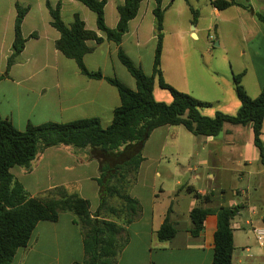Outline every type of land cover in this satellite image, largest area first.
I'll use <instances>...</instances> for the list:
<instances>
[{
	"label": "crops",
	"instance_id": "1",
	"mask_svg": "<svg viewBox=\"0 0 264 264\" xmlns=\"http://www.w3.org/2000/svg\"><path fill=\"white\" fill-rule=\"evenodd\" d=\"M105 1V22L109 29H115L119 23L118 8L125 0ZM213 0H163L165 11L162 71L165 81L181 92L203 102L222 103L225 112L235 115L239 106L233 101L232 109H227V91L233 84L225 87L215 78L204 74L212 61L191 59L185 56L189 38L199 39L200 35L210 36L214 30L220 36L218 21L223 16L235 14L239 21L252 18L248 27L240 21L241 29L251 44L250 59L247 67L235 71L231 68V78L244 74L242 85L247 94L255 99L264 88V23L257 20L255 13L264 16V0H235L239 5L225 11H219L211 5ZM48 4L55 8L61 4V17L70 26L74 16L79 15L86 28L94 31L104 42L98 44L90 40L87 45L94 48L85 56V64L90 71H101L105 77L115 78L132 90L137 89L135 79L118 59L121 49L145 74L152 75L157 36L155 33L156 0H144L138 15L129 23L120 46L106 40L105 33L97 27L96 14L78 0H0V116L12 123L19 131L29 124L40 126L46 123H69L80 119L97 118L104 128L111 125L116 108L121 105L117 88L106 80H92L81 74L75 61L66 58L56 49L60 33L51 25ZM177 6L173 16L171 10ZM243 6H251L249 11ZM27 8L28 13L22 24L23 36L27 39L25 48L16 63L7 72L8 59L12 55L15 40L17 8ZM194 10L197 21L194 23ZM231 11V12H229ZM250 14V15H249ZM230 24L232 21L223 20ZM192 27V28H191ZM36 35V37H32ZM222 45V42H219ZM173 46L179 55L164 64L165 49ZM187 53V52H186ZM246 56L247 52L242 53ZM190 61L195 62L194 73L201 84L208 86L220 97L205 99L195 93L196 88L189 82ZM205 66V67H204ZM180 76L185 87H181ZM248 78V80H246ZM253 95L249 93L248 81ZM190 88L191 91H185ZM156 85L154 98L158 102L171 103L170 94L161 92ZM194 90V91H193ZM225 96V97H224ZM203 115H207L206 113ZM209 116V115H207ZM224 127V133L231 134L234 128ZM246 128L249 140L244 164L250 167L260 160L259 149L254 144V134L250 125ZM175 127H162L153 131L143 148L144 161L141 163L137 180L130 188V195L141 205V213L126 229L129 243L120 254L117 264H213L214 235L217 230V216L211 213L205 221V230L195 237L190 233V212L199 206L216 210L222 206L239 208L232 220L234 246L232 264H264V248H251L244 239L255 237L254 229L264 228V199L260 206L253 203V197L259 196L264 185L258 181L254 187H238V181L244 180L245 172L249 176H262L264 169L241 171L227 168L213 158L214 150L221 143L218 137L202 138L204 147L209 148L206 158L200 159L197 152L194 157L178 155L179 141L171 139ZM223 133V132H222ZM177 140V141H176ZM262 142H264V124ZM174 142H176L174 144ZM169 143L175 150L166 154ZM239 141L227 143L237 146ZM261 162V161H260ZM17 169V170H15ZM12 174L22 183L31 197H47L55 188H64L69 194H78L88 200L94 214L100 206V188L97 179L100 176V163L92 159L90 150H80L71 146L49 148L38 155L29 170L14 168ZM245 175V176H244ZM194 190L201 196H212L208 204H202L188 191ZM232 192V197L230 196ZM235 197H241L238 202ZM91 200L94 201L92 205ZM172 209L171 219L175 223L177 234L174 239L161 242L158 231ZM248 212V217L246 215ZM241 233V234H240ZM255 239V238H254ZM241 250V251H240ZM84 239L77 219L72 213L61 214L59 221L41 222L37 225L29 245L20 249L13 264H74L85 260Z\"/></svg>",
	"mask_w": 264,
	"mask_h": 264
},
{
	"label": "trees",
	"instance_id": "2",
	"mask_svg": "<svg viewBox=\"0 0 264 264\" xmlns=\"http://www.w3.org/2000/svg\"><path fill=\"white\" fill-rule=\"evenodd\" d=\"M96 14L97 27L105 33L106 40L117 46L129 30V23L138 15L144 0H125L118 8L119 23L109 29L105 22V1L78 0ZM155 33L157 48L152 75H147L121 50L118 59L135 79L137 89L132 90L115 78L105 77L101 71H90L85 56L94 48L87 45L90 40L104 42L94 31L86 28L79 15L74 16L68 26L61 17V4L53 8L48 4L51 25L60 33L56 49L66 58L75 61L80 72L92 80H106L117 88L121 105L115 109L111 125L104 128L97 118L80 119L69 123H46L40 126L29 124L24 131L17 130L11 122L0 116V264H13L20 249L26 248L37 225L41 222H58L61 214L72 213L80 226L84 239L85 260L74 264H117L118 258L129 243L127 227L141 213L140 203L131 197L129 190L137 180L138 171L144 161L143 148L151 133L162 127L182 126L196 137H218L225 125L248 126L254 134V144L259 149L264 167V88L259 97L251 98L242 85L244 74L234 76L236 95L240 108L235 115L217 113L213 118L203 115L210 103L178 91L168 84L162 71L165 9L163 0H156ZM211 5L225 11L239 4L235 0H213ZM252 11L251 6H243ZM15 23V40L12 55L8 59L7 72L16 63L25 48L27 39L22 33V24L27 8L18 7ZM194 23L197 21V12ZM257 20L264 23V16L255 13ZM33 38L36 35L32 36ZM158 85L168 91L171 103L158 102L154 89ZM60 146L90 150L92 159L100 163V176L96 180L100 188V206L94 214L90 202L78 194H69L64 188H55L47 197H31L25 187L12 174V169L21 167L29 170L33 161L43 151ZM126 156V160L121 158ZM194 197L208 204L212 196ZM121 201L119 207L108 206L112 199ZM239 208L222 206L211 210L199 206L190 212V233L198 237L205 230L208 215L214 213L218 224L214 235L213 264H232L234 234L232 220ZM112 217L104 218L102 212ZM172 209L167 212L158 231L161 242L175 238L177 229L171 219Z\"/></svg>",
	"mask_w": 264,
	"mask_h": 264
},
{
	"label": "rangeland",
	"instance_id": "3",
	"mask_svg": "<svg viewBox=\"0 0 264 264\" xmlns=\"http://www.w3.org/2000/svg\"><path fill=\"white\" fill-rule=\"evenodd\" d=\"M177 10H178V7L175 6L171 10L170 14L174 16ZM224 19L231 20L232 22L230 24H226L223 22ZM223 20L222 21L214 20V21H218V25L220 26V31H221L220 36L216 34V32H214L213 30L210 36L200 35L199 39H195L193 37L189 38L188 39L189 45H188V48L185 49V56H188L191 59H198L200 61L201 60L202 61L206 60L209 62L212 61L209 68L207 67L204 70V74L207 77V79L215 78L213 74L218 73L219 78H215V79L221 82L225 87H228V85L231 83L233 84L232 89L230 91L228 90L226 94L227 102H229L227 109H232L233 101L236 102V104L239 107H240V101L236 95L234 79L233 80L230 79L231 78V68H233L235 71H238L241 68L247 67L248 60L250 59L249 51L251 48V44L249 45V43L247 42L248 35L244 31H242L240 27L241 25L240 21L243 22V20L240 19L239 21L238 17L232 13L229 14L228 16H223ZM244 21L245 23L244 22L243 23L248 27L253 25L251 15L250 16L247 15ZM220 41L222 42V45H220L219 43ZM244 52H247L246 56H243L242 53ZM177 55H179V51L174 49L172 45L171 46L167 45L165 49V55H164L165 66L166 64L170 66L169 65L170 60L174 59V57ZM194 67H195V62L190 61L188 65L189 82H190V87L193 86L196 88L195 93H197V95H199L200 97H203L209 100H214L218 96L220 97V94L218 93V91L214 92L208 86L201 84V81H200L201 79L199 78V76H197L196 73L193 74ZM172 76L173 78H177L179 85H181V87H185L182 85H184V82H187L186 80H182L181 82L180 76L176 77L173 74ZM246 80H248V78ZM248 83L249 85H247V88L249 89V93L253 95V92L250 88L253 82L250 80L248 81ZM171 86L174 87L173 85ZM175 89L177 88L175 87ZM160 90L161 92L165 94H170L168 91L164 89H160ZM185 91H191V90L189 88L188 90H185ZM183 93H186V92H183ZM186 94H189V93H186ZM220 102L219 103L207 102V103H210L211 106L203 109L202 113L204 114L206 113L207 115H209V116L207 115L206 116L210 118H213L219 112L229 114L228 112H225L227 111L226 106L222 107L221 106L222 103ZM225 126H227L226 128H230V127L234 128L233 129L234 132L231 134H227V133H224L223 131V133H221V138H222L220 141L221 144L215 148L214 150L215 155L213 156V158L217 161H220L227 168H231V169L238 168L241 171H249V170L253 171L254 170V172H256L257 170L261 168L264 169L260 160L256 161L250 167L246 166V164L243 163L244 162L243 156H245V154L247 153L246 143L249 140V136L247 135L246 128L243 126H233L230 124H227ZM174 127L175 128L173 129L174 131H172L171 133L170 140L177 139L179 141V146H178V149H176L174 147V144L176 142H174V144L169 143L167 146L166 154H170L176 149L178 151V155L181 157H185L190 154L192 155V157H194L197 152L200 154V157H199L200 159L207 157V155L209 154V148L202 150L204 145L202 144L201 139H199L198 137L188 132L182 126H174ZM236 140L239 141L237 146L235 147L228 146L227 143L235 142ZM121 160H126V156L121 158ZM15 168H18V167H15ZM245 175H244L245 176L244 180L238 181V184H237L238 187H242L244 189H247L250 187L252 188V191H253L254 187L250 184V182H248L249 178H250V181L253 182V185L258 181L262 182V184L264 185V175L249 176L247 172H245ZM191 194L192 196H194V193H191ZM229 194L232 197V192H230ZM259 194L260 195L258 197L257 196L253 197V203L257 206H260L261 203H263L264 189ZM233 198L236 199L239 203L242 202L243 200L241 197L233 196ZM91 203L92 205H94L93 200H91ZM120 203L121 201L115 198L109 201L108 206L119 207ZM247 215H248V212L246 211V215L244 216V218L248 217ZM102 216L104 218L112 217V215H110L109 212L107 211H103ZM254 238H252V236L249 237V239L245 238L244 243H247V245H249V247H251L252 249L260 248V246L258 245L256 241V238L255 239Z\"/></svg>",
	"mask_w": 264,
	"mask_h": 264
},
{
	"label": "built area",
	"instance_id": "4",
	"mask_svg": "<svg viewBox=\"0 0 264 264\" xmlns=\"http://www.w3.org/2000/svg\"><path fill=\"white\" fill-rule=\"evenodd\" d=\"M254 234H255V238L257 243L264 248V228H257L254 229Z\"/></svg>",
	"mask_w": 264,
	"mask_h": 264
}]
</instances>
